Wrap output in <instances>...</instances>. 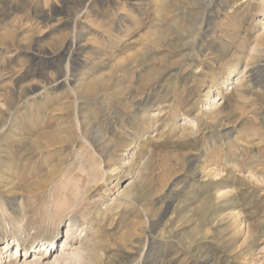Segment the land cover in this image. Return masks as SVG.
Segmentation results:
<instances>
[{
	"label": "rangeland",
	"instance_id": "374dc122",
	"mask_svg": "<svg viewBox=\"0 0 264 264\" xmlns=\"http://www.w3.org/2000/svg\"><path fill=\"white\" fill-rule=\"evenodd\" d=\"M80 246L264 264V0H0V264Z\"/></svg>",
	"mask_w": 264,
	"mask_h": 264
},
{
	"label": "bare ground",
	"instance_id": "6f19581e",
	"mask_svg": "<svg viewBox=\"0 0 264 264\" xmlns=\"http://www.w3.org/2000/svg\"><path fill=\"white\" fill-rule=\"evenodd\" d=\"M192 128V127H191ZM106 145H107V143H106ZM109 146V145H108ZM113 146H115V145H113ZM112 147V146H111ZM116 147V146H115ZM115 149V148H114ZM110 150H109V148L106 146L104 149L102 148V152H104V153H106V155H107V153L109 152ZM120 151V150H119ZM111 153V152H110ZM111 155V154H110ZM128 195V194H127ZM223 195V194H222ZM128 197V196H127ZM72 223V222H71ZM69 225V224H68ZM53 239H51V240H49L47 243H46V246H45V250H51L52 249V247H53ZM48 246H50V247H48ZM145 247V246H144ZM18 247L16 246V248H15V252H18ZM81 249V246H80V248L77 250V253L75 252L74 253V255H73V259L75 260H77L78 262H79V264L82 262V260H83V258H82V256L84 255H82V253L80 254V251H82V250H80ZM20 253V252H19ZM46 257V256H45ZM90 257V256H89ZM141 258V257H140ZM39 259H41V258H39ZM39 259H36L34 262L36 263V264H40V260ZM47 258H43V260H46ZM75 260V261H76ZM83 261H85V260H83ZM86 261H89V260H86ZM97 261V260H96ZM57 262H58V259L56 258V259H54L50 264H57ZM84 263V262H83ZM93 263H95L94 262V260H93ZM12 264H14V263H12ZM78 264V263H77ZM85 264H86V262H85Z\"/></svg>",
	"mask_w": 264,
	"mask_h": 264
}]
</instances>
